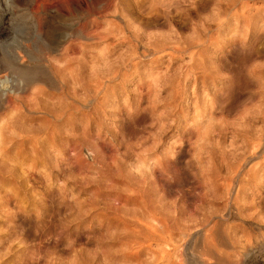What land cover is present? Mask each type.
Returning <instances> with one entry per match:
<instances>
[{"label": "rangeland", "instance_id": "374dc122", "mask_svg": "<svg viewBox=\"0 0 264 264\" xmlns=\"http://www.w3.org/2000/svg\"><path fill=\"white\" fill-rule=\"evenodd\" d=\"M0 30V264H264V0H0Z\"/></svg>", "mask_w": 264, "mask_h": 264}, {"label": "bare ground", "instance_id": "6f19581e", "mask_svg": "<svg viewBox=\"0 0 264 264\" xmlns=\"http://www.w3.org/2000/svg\"><path fill=\"white\" fill-rule=\"evenodd\" d=\"M3 2V4L7 5L10 3V0H1ZM1 33V30H0ZM10 87L9 82L6 80H2L0 79V91L4 92L6 89H8ZM215 226V225H214ZM213 241V240H212ZM226 241V240H225ZM213 244V243H212ZM211 245V244H210ZM208 260V259H207ZM212 260V259H211ZM203 261V260H202ZM215 261V260H214ZM220 261V259H219ZM222 261V260H221ZM206 263V262H205ZM214 263V262H213Z\"/></svg>", "mask_w": 264, "mask_h": 264}]
</instances>
